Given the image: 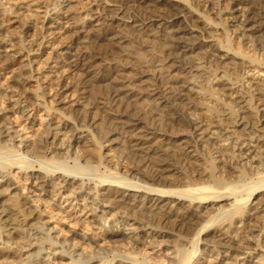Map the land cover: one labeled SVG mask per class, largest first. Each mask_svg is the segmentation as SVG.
Instances as JSON below:
<instances>
[{
  "label": "bare ground",
  "instance_id": "bare-ground-1",
  "mask_svg": "<svg viewBox=\"0 0 264 264\" xmlns=\"http://www.w3.org/2000/svg\"><path fill=\"white\" fill-rule=\"evenodd\" d=\"M11 1L13 0H0L4 20L8 22L13 16H21L23 21L33 19L40 24L41 31L37 38L27 41L26 46L22 41V37L28 33L26 28L8 42L4 41L0 33V75H6L5 79L12 83V86H8L9 92L12 90L17 94L12 101L7 98L11 103L10 107L5 103L6 106L0 111V264H198L194 257H203L204 254H211L210 258L205 259L206 264H264V141L254 127L255 121L264 123V70L249 68L250 65L246 67V100L238 93L239 87L236 88L238 91L228 89L225 88L226 83L216 81V90L232 91L223 103L218 100L217 104L221 107L217 106L223 111V118L217 116L219 118L216 119L212 109L206 110L211 116L208 125L188 118L185 123L190 128L189 138L165 139V149L159 148V145L157 151L154 150L156 144L152 147L154 142H150L154 140L151 138L152 134L142 133L139 128L140 121L136 119L133 109L136 105L131 99L132 93L127 90V82L114 79L108 80L103 92H107L105 98L114 113L106 117L104 114L100 116L104 117L102 121L110 129V137L104 138L101 135L98 138V135L89 134L83 130L89 126L83 125L80 119L78 129L62 132L63 125L52 128L45 117V127L35 132V140L28 145L27 134L23 133L28 125L34 124L32 119L27 120L34 107L32 98L40 99L39 103L45 109H52V104L59 105L68 97L74 96L73 105L81 109L83 101L88 100V94L96 92L97 87L95 89L94 85L89 89L86 86L90 83L84 84L85 86L64 83L67 74L80 69L82 73L91 74L98 81L107 77L103 74L105 69L95 65L100 57L89 54L93 52L82 51L85 44L81 40L86 35V24L95 23L94 29L92 27L95 40H111L116 45L122 44L124 40L118 36L119 33L109 36L113 32L109 26L103 27L104 19L100 15L103 12L100 13L102 10L99 11L98 6L95 9L90 7L85 12L82 10L77 16L69 10L70 0H34L26 8L14 5ZM118 2L115 5H119ZM223 2L225 7L226 4L230 5L229 24L236 25L240 39L249 37V45L261 53V56L264 55V0ZM153 3L155 8L162 5L166 8L163 10L162 7L158 11L155 9V16L150 23L155 22L156 28H161V32L168 37L167 40H170L175 49V54H190L199 43L187 40L192 38L193 31L180 26L186 19L181 10L183 6L180 9V3L168 0H154ZM110 9L107 12L112 16L106 14L109 19L107 21L121 23L127 29H141L147 25L143 24L144 20L140 24L134 18L126 22V12L120 8ZM63 29H69L72 34L67 42L59 44L58 35L64 32ZM90 38L92 40L91 36ZM90 38L86 39L90 41ZM212 50L217 54L222 53V49L217 46ZM37 53L46 54L44 62H37ZM30 54L34 59L29 58ZM22 56L27 63H20L18 70L14 68L9 72L11 64L19 63ZM24 60L22 59L23 62ZM25 66L29 70H25ZM44 69L48 71V77L43 75ZM110 71L112 70L108 69L106 72ZM32 78L35 80V89L31 92L27 86ZM37 80H41V84H37ZM173 88L181 103L184 102L186 92L192 91V88L180 82ZM158 93L157 89L150 90L152 97ZM97 95L94 96L96 99ZM98 97H102V94ZM101 102L104 104L102 99L99 100L100 104ZM248 102H254L255 105V111L248 113L253 120L250 123L246 121L247 112L244 107H239L242 103L247 107ZM174 111H179L177 106ZM11 117L17 122H11ZM95 123L91 115L89 124ZM239 132H245L247 137H241ZM122 135L127 139L123 144L118 142V137ZM103 142L114 145V148H110L109 159L106 158L108 154H104L107 150L102 153L100 146ZM198 144H204L210 155L216 156L208 159L206 166L202 165L197 154ZM107 147L110 145L104 148ZM114 153H120L126 159L140 157L145 164L151 162L154 170L150 175L147 173L149 184L141 182L137 177L143 176L142 173L126 170L123 165L120 167L121 163L114 160ZM68 161L73 163L72 167L67 166ZM175 163L180 164L181 168ZM36 168L38 170L35 171ZM12 169L26 174L27 180H30V189L23 188L24 185L20 188V181L16 180V173ZM228 178L236 179L237 182L244 179L250 182L242 186L232 185L227 181ZM13 183L18 188H13ZM15 189L19 191V194L15 192L16 198L7 196ZM138 193H144L145 196V202L140 207L137 206ZM218 200L227 201L226 207L216 208L211 213L208 206H204L207 202H219ZM62 204L72 209L77 206L79 208L71 216L66 214ZM213 207L214 205L209 209ZM87 215L93 217L100 229L99 233L93 235L90 222H80ZM54 223L65 226L67 230H57V224ZM117 226L121 230L114 231ZM123 230L127 232L124 234Z\"/></svg>",
  "mask_w": 264,
  "mask_h": 264
},
{
  "label": "rangeland",
  "instance_id": "rangeland-1",
  "mask_svg": "<svg viewBox=\"0 0 264 264\" xmlns=\"http://www.w3.org/2000/svg\"><path fill=\"white\" fill-rule=\"evenodd\" d=\"M70 1L71 2L69 3V5H70L69 10L72 11L73 13H75L77 16H78V14H80L82 12V10H83V12H85V10L88 11V9L90 7H91L90 9H95V7L98 6L99 11L102 10V11H100V13L103 12L100 14L102 16V20L104 19L103 20L104 21L103 27L108 28V26H109L110 30L113 32L109 36H112L113 34L118 35V33H119L118 36H120L121 38L123 37L124 42L120 45H116L115 42H113L111 40H105V41L103 39L102 40H99V39L95 40V38L92 36V31L94 29L93 25L95 23L88 22V24H86V27L84 28L85 29L84 34H86V35H83L84 39L82 38L81 41L83 42V45L85 44V48L88 47L89 50L87 48L86 49L83 48L82 51L83 50H84L83 52L86 51L85 53L93 52V53H89V54L96 55V56L100 57L99 59L96 60L95 65L97 64V65H99L98 67L105 69V71H103V74L105 73V75L109 78L106 77V79H103L104 81L101 79V81H102L101 82V81L95 80L92 77L93 75H91V74L85 75L84 72L82 73V71L80 69H77L72 73H68L69 75L67 74V76H66L67 79L66 78L64 79V83L70 82V85H74V84L75 85H78V84L87 85L90 83L89 85L86 86V87H90L89 89H91L95 85L94 88L96 89V87H97V89H96V92H94V93L96 95L98 94L97 99L100 98L104 102V100L107 98V92L105 91L106 94H104L103 92L106 89L105 85H107V82H109L110 80L112 81L113 79L115 81L121 80L122 82H127V84H126L128 86L127 90H129V92L132 93L131 99L133 100V104L136 105L133 109H135L134 113L136 114L135 115L136 119L138 120V122L140 121L139 122V128H141L142 133L149 132L152 134L151 138H154V140H151L150 142L151 143L154 142L153 144H151V145H153L152 147H154L156 144L155 147H157V148L154 147V150H156V151H157L159 145H161L159 147L161 149L166 148L165 144L167 141H165V139L170 138L172 140L173 139L174 140H177V139L182 140L184 138H189V136L191 135L190 134L191 133L190 128H188L186 126L187 123H185L186 120H188V118H193L194 120L201 122V124H203V125H208V122H210L211 116H209L210 112H208V111L206 112V110H209V109L213 110L212 114H214V116H216V119L219 118L220 116H221L220 118H223V116H224V114L222 115L223 111L218 108L220 106V104H217V103H218V100H219V103H221V102L223 103L225 100H227V98H228L227 95L232 91L223 90L222 92H220V91L216 90L215 89V87H216L215 82L216 81H220V84L226 83L225 88H228V89H235L236 91H238L236 88L239 87L238 93H240L242 98L244 97L243 99L246 100V97H245L246 94L245 93H246L247 89H246L245 74H244V72L247 70L246 67H248L250 65L249 68H253V69L261 70V71L264 70V55L261 56L260 55L261 53H259L256 49H254L253 47H251L249 45V43L251 42V41H249L250 40L249 37L247 38V36H246V38L243 37L240 39V36L238 35L239 34L238 30H236V25L234 23H231V24H234L233 27H231V24H229L230 23L229 22L230 10H228V7H230V5L226 4L227 5L226 6L227 9H226L225 5H223V3L225 4V2H223V0H180V1L179 0H168V1H176L177 3H180L179 7L183 6V8L181 9V7H180V9L182 10V13L184 12L183 15L184 14L186 15V19H185L186 22L182 21V24L180 26H182V25L184 27L186 26L185 28L188 31L189 30L193 31L192 38L187 39V40H191L193 42L197 41L199 43V45L193 51H191L192 54L191 53L190 54H188V53L183 54V52L181 54L180 53L178 54L176 52V54L178 56L175 54V49L172 48V45L169 42L170 40H167L168 37L166 36L167 37L166 38L165 34L163 32H161L162 31L161 28L157 29L155 22L150 23V20H152V17L155 16L153 13H156V11L160 10V8H162V7L164 10L166 8L165 5L164 6L162 5L161 7L156 6L157 8H159V9H157L154 7L155 6V3H153L154 0H143L144 2L142 0H134V1L133 0H126V1L125 0L124 1H122V0H120V1L119 0H116V1L115 0L114 1L108 0V2H107V0H96V1L95 0H92V1L91 0H70ZM110 1L111 2L113 1V3H111ZM162 1H164V0H162ZM11 2L14 5H18L20 7L22 6V7L26 8L27 5L31 6L32 3L34 2V0H13ZM96 2L97 3L100 2V3L97 4ZM117 2L119 5H115V4H117ZM105 3H107V4H105ZM124 3H125V5H124ZM146 3H147V5L148 4L149 5L147 6ZM121 4H123V5H121ZM186 4H188V5H186ZM102 5H105V6H102ZM126 5L127 6L129 5V6L127 7ZM101 6H102V8H101ZM111 6H113V7H111ZM146 6H147V8H146ZM108 7H109V9H108ZM110 8H112V9L113 8H116V9L120 8V10H122L123 12H126L127 17L128 18L130 17L129 19H127V17L125 16L126 22H129V20H132V18H134V20H137L138 23H140V24H142V21L144 20L143 24H147V25L142 26L141 29H139V28L127 29V28H124V26L121 23L119 24V23L114 22V21L113 22L107 21L109 19L106 16V14L107 15L110 14L108 16H112L111 13H109L111 10ZM126 8H127V10H125ZM152 9L154 11L156 9V11L154 12ZM199 9H201L203 12ZM108 10H109V12H107ZM1 12L2 11L0 8V14H1ZM139 16H141V17H139ZM1 17H2V14L0 15V31H1L0 33H1L2 37H4L5 42H8V40L18 36V34L26 28L25 31H27L28 33L26 34V36L22 37V41H24V45L26 46L27 45L26 42L29 41L30 39L37 38V36L39 35V33L41 31L39 29L40 24L37 23L33 19L23 21V18L21 16H20L21 19H20V17H17V16L14 17L13 16L10 18L7 17V19L9 18L8 22H7L4 20V17H2L3 19L1 20ZM189 20H191V21H189ZM189 22H191V23H189ZM184 23H185V25H184ZM228 24H229V26H228ZM148 25L150 27H148ZM196 26L198 28H196ZM92 27H93V29H92ZM222 29L223 30L225 29V30L223 31ZM62 31H64V32H62V34L58 35L59 44L64 43L65 41L67 42V39L71 37L69 35L72 34V32H69V29H67V30L63 29ZM90 31H91V34L89 33ZM195 32H197V33H195ZM206 33H208V34H206ZM194 35H196V36H194ZM90 36L92 37V40H91ZM197 36H199V37H197ZM203 36H204V38H203ZM85 37L88 40L90 38V41H88ZM214 44H215V46H214ZM216 46L220 47L222 49L221 54H217V53L213 52L212 49H213V47H216ZM229 47H231L232 49ZM225 49H226V51H225ZM231 51H233V52H231ZM239 52L242 54H240ZM98 54H100V55H98ZM37 55H38V53H37ZM40 55L41 54L38 55V59H37L38 63H39V61L44 62L43 60L46 57V54H42L41 56ZM184 55L186 56V58ZM188 55H189V57H188ZM216 55L219 57H217ZM240 55L243 56L242 60H241L242 56H240ZM29 58L34 59V57L32 58L31 54L29 55ZM22 59L24 60L25 57L22 56L20 58V60L18 61L19 63L16 62V63L11 64L12 68L9 69V72H11V70L14 68L16 70H18L20 68V66L18 67V65H20V63L21 64L27 63L26 60H24V62H23ZM101 64H102V66H101ZM113 65H115V66H113ZM242 65L244 67H242ZM24 68H25V70H27L28 66L27 67L25 66ZM108 69H110L112 71L107 73L106 71ZM47 72L48 71L45 70L43 75L47 76V74H48ZM1 74H3V73L1 72ZM31 74L34 76V72H32ZM43 75H41V77ZM160 75L162 78L160 77ZM0 76H1L0 77V111L2 112V108L4 106L7 105L10 107L11 103H9V101H12L13 100L12 98L15 99L17 94H15L12 90L9 92L8 86H10V85L12 86V83H10V81L5 79L6 75H4L5 77L2 75H0ZM116 79H118V80H116ZM128 81H130V83ZM241 81H244V82H241ZM71 82L72 83L74 82V83L71 84ZM178 82L184 83L185 85L188 86V88H192V91L186 92L185 97H183V101H184L183 103H181V101L178 100V98H177L178 95H177L176 91L174 92L175 89L173 88L175 86V84H177ZM39 83L41 84V80H37V84H39ZM28 84L29 85L27 87L32 92L35 89V80H33V78H32ZM104 87H105V89H104ZM5 89L8 92L5 91ZM89 89L87 91L88 93L90 92ZM95 89H93V91H95ZM151 89H157L159 91L158 95L155 97H152L150 94ZM172 89H174V90H172ZM90 93H92V91ZM90 93L88 94L89 95L88 100L85 99V101H83V103H82L83 105H81V107H82L81 109L76 108L77 106H74L75 105L74 104L75 103L74 102V100H75L74 96L68 97L69 99L68 98L65 99V101L60 102L59 105L57 103L52 104V106H53L52 109H45L44 106L42 104H40L41 103L40 99H33L32 98L31 102L34 103V107H33V110L29 113V114H31L30 118L27 120L32 119L34 124L32 126L28 125L27 126L28 129L23 133V135L27 134L26 137L28 139V141H27L28 145L32 144L33 141L35 140L34 137L36 135H34V134H37L35 132L37 130L39 131V129H41L42 127L43 128L45 127V122L43 121V119L45 117L48 118L47 119L48 124L52 128H54L58 125H63L64 130L62 132L68 131L69 129H71L72 131H74V129H78L77 126L82 121L84 123L83 125L89 126L88 128L83 129L86 132H88L89 134H91V135L94 134L95 136L98 135L97 136L98 138L101 135L104 138L110 137L111 136L110 135L111 134L110 129L105 124V122L102 121V118L104 120L103 116L106 117L110 113H114V112H112L113 109L110 108V105H109L107 99L105 100L104 104L102 102L100 104L99 103L100 99L97 100L96 97H94L95 94L94 93L90 94ZM101 94H102V97H104V98L98 97V96H101ZM4 95H6V96H4ZM90 95H92V96H90ZM29 96H30V94H29ZM200 96H202V98ZM89 97L91 100L93 99L92 102H91V100H89ZM7 98H9L10 100ZM34 100H35L36 104H35ZM1 101H3V102H1ZM93 101H95V102H93ZM244 102H245V104H247V101H244ZM5 103H6V105H5ZM207 104H210V105L207 106ZM211 104L213 106H215V105L216 106L219 105V106H217V108H215V107L213 108V107H211L212 106ZM248 104H249V105H247L248 109H247L246 105H244V103L239 105V107H241V108L244 107L245 110L244 109L243 110L247 112V114L245 115L246 121L250 123L253 120L250 118L248 113L255 111V105H254V102L253 103L248 102ZM104 105H108V106H104ZM102 106L104 109L102 108ZM175 106L178 107V109H179L178 112L174 111ZM251 107L253 110L251 109ZM202 108L203 109L205 108V109L203 110ZM106 111L108 113H106ZM240 111H242V109ZM32 112H33V114H32ZM83 113H85V114H83ZM80 114H81V116H80ZM259 114L261 115L260 112H259ZM91 115H92V118L95 119L96 125L95 124L94 125L89 124V119H91ZM101 115H103V116L100 118ZM82 116L83 117L85 116V117L83 118ZM168 116L169 117L171 116V117L169 118ZM182 116H183V118H182ZM217 116H219V117H217ZM77 117H78V119L76 120ZM96 117L97 118L99 117V118L96 120ZM82 118L85 122L82 120ZM79 119L81 120L80 122H79ZM13 120H14V122H17V121H15L14 117H11L10 121L12 122ZM254 124H255L254 127L257 130V134L259 136H261L263 141H264V123L255 121ZM75 126L77 128H75ZM238 135H241V137H247L245 132H239ZM59 137L61 138V135H59ZM126 140L127 139L125 137H123V135L118 137L119 143H122V144L126 143ZM103 141H104V139H103ZM108 144L110 145V147L104 148ZM100 147H101L102 153L104 150H107L104 152V154L107 153L109 155V154H111L110 148H114V145H111V143L103 142ZM197 154H199L198 156L201 158V160H202L201 163L203 166L207 165L206 162L208 159H210L211 157H216L214 154L210 155L208 149L205 147L204 144H202V145L198 144ZM108 155L106 158H108V159L111 158V156L109 155V157H108ZM114 156H115L114 160H118L119 163H121L120 167L123 165L122 167L126 170H135V171L142 173V175L144 177L141 175H137V177L140 178L141 182H143V183L146 182L149 184V182H147L146 177H148L150 175V172H153L152 169L154 170V166L151 165V162L150 163L148 162L149 164L148 163L145 164V162L142 161L140 159V157L134 158V159H126L127 157L123 156L122 154L120 155V153H114ZM67 163H68L67 164L68 167L73 166V163L71 161H68ZM175 164H176V166L181 168L180 164H178V163H175ZM36 170H38V168H36L35 171ZM11 171H13L14 174L16 173L15 178H17L16 180L20 181V188L23 187V185H24L23 188H29L30 189V180H27V177L25 176L26 174H21L20 171L13 170V169ZM226 175H227V172H226ZM227 181L230 182L232 185H238V186H242V185L250 182V180L245 181V179L242 182H237L236 179H232V178H228ZM15 186H17L16 183H13L12 187L18 188ZM29 189H27V191ZM11 191L8 193L9 195H7L10 198H11V195H12V198H14L16 196L15 192H17V193L19 192L18 189L17 190L16 189L11 190ZM27 191H25V192H27ZM137 196H138L137 206L140 207L145 202L144 201L145 196H144V193H138ZM218 201L219 202H211V203L207 202L206 204H204V206H208L207 209L209 211H211V213L216 208L226 207L227 201H225V200H218ZM213 205H214L213 209H209ZM40 207H41V205H40ZM61 207H63L65 209V212H67L66 213L67 215H71V216H73V213L79 208L77 206L76 209H72L71 207H69L68 205H65V204H62ZM63 208H61V210ZM60 212L62 213V211H60ZM80 220H81L80 221L81 223H82V221L90 222V224L92 225V231L94 233L93 235L100 232V229L97 227L92 216L87 215V216L81 218ZM54 224H57V230H59V229L60 230L64 229V231L67 230L66 227L61 225V224H58V223H54ZM119 230H121V229H119L118 226L116 228H114V231H119ZM126 232L127 231L123 230L124 234ZM89 234H92V232H90ZM63 235H64V237H66L65 233ZM0 248H1V246H0ZM210 257H211V254H204L203 257L197 258L195 256L194 258L197 259L196 262L198 264L199 263L206 264L205 259L210 258ZM10 258H13V257L11 256ZM195 259H193V260H195Z\"/></svg>",
  "mask_w": 264,
  "mask_h": 264
}]
</instances>
